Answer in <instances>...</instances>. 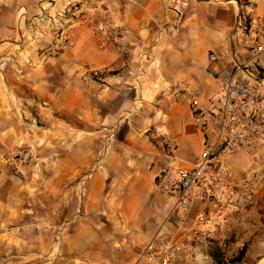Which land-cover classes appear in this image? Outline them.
I'll return each mask as SVG.
<instances>
[{
    "label": "crops",
    "instance_id": "0c3cea01",
    "mask_svg": "<svg viewBox=\"0 0 264 264\" xmlns=\"http://www.w3.org/2000/svg\"><path fill=\"white\" fill-rule=\"evenodd\" d=\"M73 1L57 0V12ZM244 1L264 15V0ZM110 11L121 36L109 39L90 26L71 25L69 46L34 75L31 89L36 93L31 90L30 96L45 112L78 109L93 124L113 117L133 155L112 157L95 171L84 207L75 212L71 207H0V264H153L139 251L155 237L187 243L193 233L199 239L198 261L210 256L208 264H262L263 187L248 207L227 211L226 223L217 231L198 223L205 207L201 200L185 216L176 197L155 183L164 172L161 165L190 169L199 162L203 134L189 106L175 100L174 90L188 84L201 100L219 90L221 73L234 60L243 1H192L178 29L172 27L175 14L168 0H113ZM211 53L216 62L210 61ZM103 109H109L105 116ZM30 136L18 120L3 118L1 149L21 146ZM232 165L238 175L250 166L247 156L235 158ZM10 224L13 234L6 230ZM48 227L65 228L56 243L58 253L53 237L37 231ZM231 258L237 261L231 263ZM175 264L190 261L182 256Z\"/></svg>",
    "mask_w": 264,
    "mask_h": 264
},
{
    "label": "built area",
    "instance_id": "2783aa9c",
    "mask_svg": "<svg viewBox=\"0 0 264 264\" xmlns=\"http://www.w3.org/2000/svg\"><path fill=\"white\" fill-rule=\"evenodd\" d=\"M168 1L175 14L172 27L178 29L189 0ZM112 2H69L60 14L69 21L60 23L55 53L69 46V28L77 22L106 38L120 37L119 28L110 19ZM232 52L234 60L223 69L220 88L214 95L201 100L188 84L175 88V100L189 106L203 134V150L194 167L164 171L158 185L176 197L185 216L193 203L201 200L205 207L197 216L198 223L217 231L226 223L227 211L248 207L264 188V15L257 14L251 4L245 8ZM217 60V55L211 53L210 61ZM239 156H247L250 164L242 175L236 174L232 165ZM198 241L197 233L191 234L187 243L158 235L140 249L139 255L153 264H175L182 256L190 264H208L212 261L210 256L196 259L200 252Z\"/></svg>",
    "mask_w": 264,
    "mask_h": 264
},
{
    "label": "rangeland",
    "instance_id": "374dc122",
    "mask_svg": "<svg viewBox=\"0 0 264 264\" xmlns=\"http://www.w3.org/2000/svg\"><path fill=\"white\" fill-rule=\"evenodd\" d=\"M192 1L195 0L189 3ZM242 1L246 8L249 3ZM56 3L57 0H0V132L6 118L12 123L18 120L31 134L27 142L16 148L1 149L0 139V207H71L75 212L84 207L95 171L108 166L112 157L133 155L127 147L125 131L116 128L113 117H102L104 120L93 124L78 109L45 112L37 105L40 101L31 98V90L36 93L35 88L31 89L32 78L35 80L45 63L63 51L54 50L62 23ZM22 8L27 11L20 14ZM188 9L189 4L184 11ZM17 15L18 20L14 21ZM185 18L186 12L183 21ZM7 26L10 30H5ZM108 110L103 109V116ZM161 170L170 168L161 165ZM160 174L155 179L157 186ZM109 186L107 181L106 193ZM58 213L54 214L55 220ZM6 230L15 232L13 224ZM37 231L53 237L56 247L65 228ZM58 250L59 246L55 253Z\"/></svg>",
    "mask_w": 264,
    "mask_h": 264
}]
</instances>
